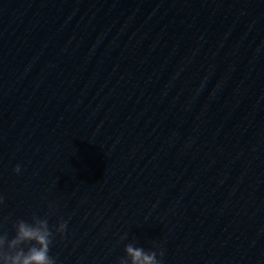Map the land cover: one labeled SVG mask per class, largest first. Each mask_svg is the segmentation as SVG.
<instances>
[{"label": "water", "instance_id": "95a60500", "mask_svg": "<svg viewBox=\"0 0 264 264\" xmlns=\"http://www.w3.org/2000/svg\"><path fill=\"white\" fill-rule=\"evenodd\" d=\"M0 196L56 264H264V0H0Z\"/></svg>", "mask_w": 264, "mask_h": 264}, {"label": "clouds", "instance_id": "9594fccd", "mask_svg": "<svg viewBox=\"0 0 264 264\" xmlns=\"http://www.w3.org/2000/svg\"><path fill=\"white\" fill-rule=\"evenodd\" d=\"M20 171V165H16L14 172ZM2 202L3 197L0 196ZM14 228L15 235L12 238H9L7 232H0V264H56V260L49 255L53 232L47 219L33 216L31 223L20 219L15 222ZM66 228L67 221L62 219L55 231L63 236ZM125 253L119 259V264H162L156 251H146L133 243L125 245ZM163 255L164 252L160 251L159 256Z\"/></svg>", "mask_w": 264, "mask_h": 264}]
</instances>
